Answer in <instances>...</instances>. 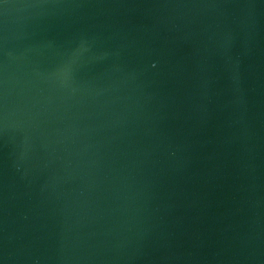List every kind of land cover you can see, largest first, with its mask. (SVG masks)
Instances as JSON below:
<instances>
[{
  "label": "water",
  "instance_id": "water-1",
  "mask_svg": "<svg viewBox=\"0 0 264 264\" xmlns=\"http://www.w3.org/2000/svg\"><path fill=\"white\" fill-rule=\"evenodd\" d=\"M0 6V264H264V0Z\"/></svg>",
  "mask_w": 264,
  "mask_h": 264
},
{
  "label": "snow or ice",
  "instance_id": "snow-or-ice-1",
  "mask_svg": "<svg viewBox=\"0 0 264 264\" xmlns=\"http://www.w3.org/2000/svg\"><path fill=\"white\" fill-rule=\"evenodd\" d=\"M0 6H2L3 8H7L8 7L7 0H0Z\"/></svg>",
  "mask_w": 264,
  "mask_h": 264
}]
</instances>
